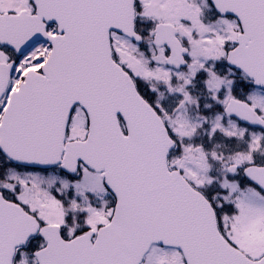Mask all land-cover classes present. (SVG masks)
Segmentation results:
<instances>
[{
	"label": "snow or ice",
	"instance_id": "snow-or-ice-1",
	"mask_svg": "<svg viewBox=\"0 0 264 264\" xmlns=\"http://www.w3.org/2000/svg\"><path fill=\"white\" fill-rule=\"evenodd\" d=\"M0 264H264V0H0Z\"/></svg>",
	"mask_w": 264,
	"mask_h": 264
}]
</instances>
